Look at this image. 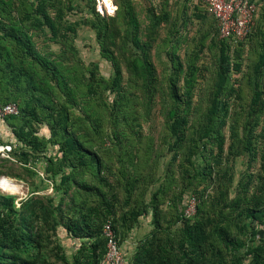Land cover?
<instances>
[{"label": "trees", "instance_id": "16d2710c", "mask_svg": "<svg viewBox=\"0 0 264 264\" xmlns=\"http://www.w3.org/2000/svg\"><path fill=\"white\" fill-rule=\"evenodd\" d=\"M115 3L116 13L105 15L95 0H20L18 14L0 23V101L19 108L4 122L21 169L0 167V175L29 177L31 185L18 205L16 195L0 192V264H103L104 223L120 245L148 212L151 228L124 254L125 264H264V175L246 169L232 188L229 171L237 157L264 169V31L257 23L242 41L220 38L201 2L216 27L181 61L178 30L160 36L167 13L149 10L141 25L129 0ZM81 24L93 30L109 77L78 57L73 38ZM238 45L256 56L246 75L242 60L232 59ZM205 48L216 57L201 93L197 62ZM232 72L245 76L246 103ZM156 107L159 135L144 128ZM46 187L52 192L39 194ZM161 200L173 208L168 219ZM61 231L75 245L70 258Z\"/></svg>", "mask_w": 264, "mask_h": 264}, {"label": "rangeland", "instance_id": "374dc122", "mask_svg": "<svg viewBox=\"0 0 264 264\" xmlns=\"http://www.w3.org/2000/svg\"><path fill=\"white\" fill-rule=\"evenodd\" d=\"M102 4L98 0H95L96 10L99 11L101 14L105 15H113L117 11V4L116 1L119 0H101ZM131 4L134 7V11L137 13V17L141 21V25H143L144 21L147 19L145 18L146 14L150 11L156 12L157 14L167 13L169 17V21L167 24L163 23V29L160 31V36L163 37L166 35L167 30L170 29V27L175 28L178 30V34H174L176 37L178 36V41L176 45L175 53L181 61L184 60L185 57V51H190V49L196 44L197 39L203 35V34H209L211 36V33L215 29V21L213 18L208 15L201 4V0H129ZM77 3H80L81 5L85 4V0H76ZM257 6L256 11L254 15V23L253 25L258 23V29L260 31H264V0H256ZM111 5V6H110ZM86 11V10H85ZM77 12L75 14H69L67 17L69 20L78 18L84 13ZM205 14L204 18H199L198 14ZM259 39V36H257ZM209 39V38H208ZM34 40L37 42L36 45L38 48L42 46L43 43L38 38H34ZM207 41V40H206ZM256 41V38L251 42V45L253 46ZM73 44L77 49V55L81 59V61L84 64L88 63H97L99 73L102 74L104 77H109L111 75V65L108 61L104 60L100 54H99V46L96 42L94 32L91 30L89 26L86 25H79L77 27L76 33L73 38ZM244 48V49H243ZM47 49L52 50V53L57 52V46L56 45H48ZM164 57V53L162 55ZM216 52L215 51H209L208 49H204V51L201 53V56L197 62L199 65V75L197 78V84L195 89L197 92L205 93L207 91V88H204V84H208V81H212V67L213 63L215 61ZM255 54L253 52H249L247 50V47L244 45L243 47L241 45H238L236 47V52L232 56L233 60H242V68L243 72L248 73L249 65L252 64V62L255 60ZM245 76H242V73H235L232 72L231 79H236V85L242 81V79ZM240 85H243V82L240 83ZM198 88V89H197ZM244 96V100H240L241 103H246L248 100V97L250 96L249 90L243 85L242 86V93L241 97ZM239 100H235V103L240 106ZM234 107V110L236 112H240V108L238 106ZM240 126V124H239ZM162 127V117L160 112L158 111V107H156V110L153 111L151 120L147 124L145 123L144 128L147 129L149 132H151L153 135H159L160 130ZM40 130L42 131V134L46 135L47 130L46 127L41 126ZM2 133V132H1ZM227 133V129L225 128V134ZM48 150L51 149L49 146L47 147ZM259 155V154H258ZM169 154H166L163 158L159 159L158 165L159 169L158 172H160L163 167L164 163L168 160ZM7 159H1L0 158V167H8L11 168L12 172H20L21 169L17 163L14 161H6ZM247 157H237L233 165L230 167V170L233 175V185L232 188L235 187V184L237 180L240 178L242 172L247 169L248 172L253 173H260L264 175V169L260 167L259 160H255L251 163V166L248 167L247 164ZM33 169L37 172L38 176L41 177L42 172V163L36 162L33 165ZM248 167V168H247ZM220 170H223L224 167H219ZM157 172V174H158ZM177 174L175 173L174 176ZM0 177H2L0 175ZM14 182L18 183L20 185V190L18 192H10L7 189L2 188L0 185V192L2 193H10L16 195L17 198L21 197H28L30 194L31 187L29 189L30 183L29 177L27 178L28 181H23L14 177H10ZM178 182H180V179H178ZM260 183V179L257 177H254L253 184ZM169 184V183H168ZM37 186L40 187V183H37ZM29 189V190H28ZM52 192V189L50 187H46L42 189L39 194H50ZM234 195V193H231V196ZM18 201V199H17ZM161 215H163L166 219L173 216V208L168 205V202L166 200H161ZM229 218H231V215H228ZM151 228L150 225V212L146 216H143L139 219V223L132 229L130 232V235L126 237L123 241L120 242V248L122 251L125 252L126 255L131 252L139 238L143 236L145 232H147ZM263 232L264 231H260ZM58 241L60 245L63 248L64 253L68 258H70L75 250V245L73 244L72 240L64 234L63 231L57 233ZM52 259L54 257L52 256ZM57 263V262H56Z\"/></svg>", "mask_w": 264, "mask_h": 264}, {"label": "built area", "instance_id": "2783aa9c", "mask_svg": "<svg viewBox=\"0 0 264 264\" xmlns=\"http://www.w3.org/2000/svg\"><path fill=\"white\" fill-rule=\"evenodd\" d=\"M207 13L216 20L220 38H228L233 41H242L250 33L256 11V5L250 0H201ZM18 106L13 102L3 103L0 101V122L4 118L17 115ZM13 145L7 142H0V158L15 161L11 156ZM1 185V181H0ZM18 200L21 197L17 198ZM195 198L190 199L186 209L187 214L194 211ZM18 205V201H16ZM105 238V254L103 264H125V252L118 244L117 235L109 221H106L102 228Z\"/></svg>", "mask_w": 264, "mask_h": 264}, {"label": "crops", "instance_id": "0c3cea01", "mask_svg": "<svg viewBox=\"0 0 264 264\" xmlns=\"http://www.w3.org/2000/svg\"><path fill=\"white\" fill-rule=\"evenodd\" d=\"M19 2L20 0H0V23H2V25L9 23L10 18H13L18 14L17 10L19 8ZM2 33L3 31L1 29L0 34ZM0 142H7V143L14 142L12 133L10 132L6 122L4 121L0 122ZM5 177L10 178L9 176H5Z\"/></svg>", "mask_w": 264, "mask_h": 264}, {"label": "bare ground", "instance_id": "6f19581e", "mask_svg": "<svg viewBox=\"0 0 264 264\" xmlns=\"http://www.w3.org/2000/svg\"><path fill=\"white\" fill-rule=\"evenodd\" d=\"M1 186L4 189L9 190L10 192H18L20 190V185L16 182H14L12 179L2 176L0 177Z\"/></svg>", "mask_w": 264, "mask_h": 264}]
</instances>
